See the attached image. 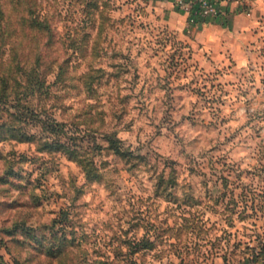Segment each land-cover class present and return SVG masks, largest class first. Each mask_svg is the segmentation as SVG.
<instances>
[{
	"label": "rangeland",
	"instance_id": "374dc122",
	"mask_svg": "<svg viewBox=\"0 0 264 264\" xmlns=\"http://www.w3.org/2000/svg\"><path fill=\"white\" fill-rule=\"evenodd\" d=\"M160 1L0 0V264H264V4Z\"/></svg>",
	"mask_w": 264,
	"mask_h": 264
},
{
	"label": "crops",
	"instance_id": "0c3cea01",
	"mask_svg": "<svg viewBox=\"0 0 264 264\" xmlns=\"http://www.w3.org/2000/svg\"><path fill=\"white\" fill-rule=\"evenodd\" d=\"M264 0H219V12L215 16H209L206 23L219 27L227 25L234 31H243L248 28L253 20L255 10L264 4ZM160 6L166 7V14L170 15L172 22L179 25L186 24L188 12L184 8L177 10L171 0H163L159 2ZM252 15V16H251ZM249 24V25H248ZM212 27V26H211ZM226 27V28H227Z\"/></svg>",
	"mask_w": 264,
	"mask_h": 264
},
{
	"label": "built area",
	"instance_id": "2783aa9c",
	"mask_svg": "<svg viewBox=\"0 0 264 264\" xmlns=\"http://www.w3.org/2000/svg\"><path fill=\"white\" fill-rule=\"evenodd\" d=\"M219 0H175L189 13L190 20L215 16L219 12Z\"/></svg>",
	"mask_w": 264,
	"mask_h": 264
},
{
	"label": "trees",
	"instance_id": "16d2710c",
	"mask_svg": "<svg viewBox=\"0 0 264 264\" xmlns=\"http://www.w3.org/2000/svg\"><path fill=\"white\" fill-rule=\"evenodd\" d=\"M55 126H59V122L58 121H55ZM55 126H53L52 129H54ZM111 143H112V140H111ZM55 146L60 147V148H65L66 144L63 141H60L59 139H56V140H53L51 142H46L45 143V147L46 148H50L51 149V148H54ZM98 146H100V145H98Z\"/></svg>",
	"mask_w": 264,
	"mask_h": 264
}]
</instances>
